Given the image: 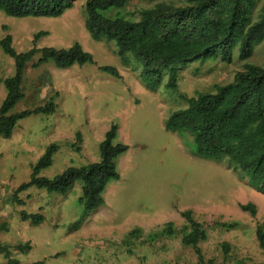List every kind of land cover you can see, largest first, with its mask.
Returning a JSON list of instances; mask_svg holds the SVG:
<instances>
[{
	"label": "rangeland",
	"instance_id": "obj_1",
	"mask_svg": "<svg viewBox=\"0 0 264 264\" xmlns=\"http://www.w3.org/2000/svg\"><path fill=\"white\" fill-rule=\"evenodd\" d=\"M85 2L75 0L57 18H15L0 11V40L10 36L15 52L67 49L77 43L95 62L58 69L50 61L37 66L40 54H36L25 64L24 97L11 114L47 103L54 105V111L23 118L9 138L0 135V246L10 247L22 264H198L194 249L181 246L179 235L161 243L140 239L129 247L121 244L134 227L146 234L172 223L179 231L185 225L181 213L189 211L204 227L214 222L244 226L228 232L208 229V240L198 245L205 262L264 264L255 237L256 225L264 220V196L249 188L244 175L233 171L227 160L214 163L195 157L188 135L164 128L174 111L186 107V98L230 84L245 64L264 67V40L244 61L239 60L237 48L231 63L220 56L190 61L179 71L176 91L167 89V73L162 84L150 91L140 78L142 65L131 54L125 64L114 41L91 39L85 27ZM188 2L130 0L119 13L138 21L140 12L157 4L185 7ZM99 67H113L121 77H112ZM15 73L14 59L0 47V107L7 94L4 80ZM113 125L116 141L127 145L116 162L119 179L108 184L104 205L84 222L78 183L66 196L36 187L16 192L29 182L33 166L51 145L57 151L40 177L52 179L69 167L99 161V143ZM247 204L254 205V216L241 211L240 206ZM22 212L38 213L43 222L22 221ZM222 242L235 246L227 257L220 250ZM25 243L30 244L29 251H14ZM0 264H6L1 253Z\"/></svg>",
	"mask_w": 264,
	"mask_h": 264
},
{
	"label": "trees",
	"instance_id": "obj_2",
	"mask_svg": "<svg viewBox=\"0 0 264 264\" xmlns=\"http://www.w3.org/2000/svg\"><path fill=\"white\" fill-rule=\"evenodd\" d=\"M130 0H86L85 27L94 41H114L118 57L127 64L131 54L143 71L140 78L145 87L156 90L167 73V89L176 91L179 71L195 59L214 60L217 56L231 63L235 48L238 58L244 61L251 57L255 46L264 40V3L258 14V6L264 0H189L185 7L157 4L140 12L138 21H131L119 12ZM75 0H0V11L15 18H57L71 9ZM115 12L111 16V13ZM37 35L35 39L38 37ZM0 47L15 61L14 77L4 80L6 97L0 107V135L9 138L17 123L31 115L49 114L54 105L25 110L11 114L15 105L23 99L22 74L24 66L34 55L40 54L37 66L53 62L58 69L73 65L95 64L91 54L75 43L67 49L45 47L32 48L26 53H17L11 46V37L0 40ZM228 85L217 86L213 93L197 94L186 98V107L174 111L166 120L165 131L188 135L192 139V154L214 163L227 160L233 171L241 172L248 186L264 196V67L245 64ZM99 70L120 78L113 67ZM117 128L111 126L99 143V161L81 167H69L52 179L40 177V171L48 168L57 151L51 145L33 166L28 183L16 192L29 187L44 189L48 193L66 196L76 183L80 184L79 203L84 219L104 205L103 194L109 183L117 181V159L127 151V145L116 141ZM242 212L255 215L252 204L241 205ZM185 225L177 230L172 223L162 229L144 233L139 227L132 228L121 239L124 247L136 240L153 244L163 239L180 237L183 247H191L198 264H214L204 261L198 245L209 238V230H242L237 222H214L204 227L193 219L189 211L182 212ZM22 221L40 225V214H20ZM180 233V234H179ZM255 237L264 258V220L256 225ZM235 246L222 242L220 250L227 257ZM29 243L15 247L14 251L26 253ZM6 264H22L13 257L10 247L0 246ZM39 264V263H32Z\"/></svg>",
	"mask_w": 264,
	"mask_h": 264
},
{
	"label": "crops",
	"instance_id": "obj_3",
	"mask_svg": "<svg viewBox=\"0 0 264 264\" xmlns=\"http://www.w3.org/2000/svg\"><path fill=\"white\" fill-rule=\"evenodd\" d=\"M250 188V187H249Z\"/></svg>",
	"mask_w": 264,
	"mask_h": 264
}]
</instances>
